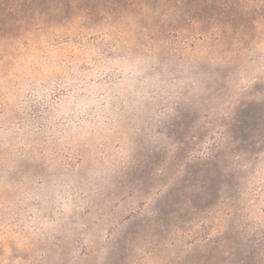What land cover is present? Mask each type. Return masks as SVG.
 Wrapping results in <instances>:
<instances>
[{"label":"rangeland","instance_id":"374dc122","mask_svg":"<svg viewBox=\"0 0 264 264\" xmlns=\"http://www.w3.org/2000/svg\"><path fill=\"white\" fill-rule=\"evenodd\" d=\"M0 264H264V0H0Z\"/></svg>","mask_w":264,"mask_h":264}]
</instances>
